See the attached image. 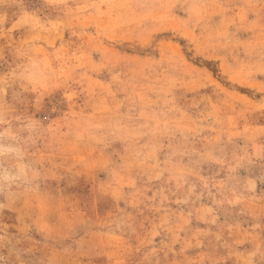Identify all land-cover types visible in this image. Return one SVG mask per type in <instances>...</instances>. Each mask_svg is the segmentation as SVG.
I'll return each instance as SVG.
<instances>
[{
	"label": "rangeland",
	"instance_id": "rangeland-1",
	"mask_svg": "<svg viewBox=\"0 0 264 264\" xmlns=\"http://www.w3.org/2000/svg\"><path fill=\"white\" fill-rule=\"evenodd\" d=\"M0 264H264V0H0Z\"/></svg>",
	"mask_w": 264,
	"mask_h": 264
}]
</instances>
